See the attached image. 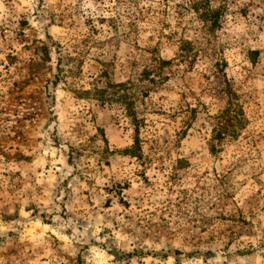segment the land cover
Returning a JSON list of instances; mask_svg holds the SVG:
<instances>
[{"label":"rangeland","instance_id":"374dc122","mask_svg":"<svg viewBox=\"0 0 264 264\" xmlns=\"http://www.w3.org/2000/svg\"><path fill=\"white\" fill-rule=\"evenodd\" d=\"M190 1L0 0V264H264V0Z\"/></svg>","mask_w":264,"mask_h":264},{"label":"trees","instance_id":"16d2710c","mask_svg":"<svg viewBox=\"0 0 264 264\" xmlns=\"http://www.w3.org/2000/svg\"><path fill=\"white\" fill-rule=\"evenodd\" d=\"M211 1L212 0H191L188 6V9L193 12L197 19L205 26L208 34L212 33L218 25L221 9L220 7H212L210 4ZM178 48L179 57L182 60H185V58L188 57L191 58L190 62L195 61L198 51L193 52L194 49L192 48L191 43L186 40H181ZM110 87H117L121 89V87L125 88L126 86L125 84H117L111 85ZM220 93L225 99V107L218 115L213 116L214 127L210 139V147L213 152L217 146L222 147L223 142L236 140L240 131L246 124V119L241 110V106L238 104V96L231 89L227 80L222 81ZM100 94V101L102 104L112 101V97L106 96L104 98V96H102L103 92ZM133 97L134 96L124 92L122 95L115 98V102L119 103L123 107L126 116L132 123L134 131L133 145L129 149L125 150L124 153L129 157L141 158L142 153L139 140L140 120H138L137 112L134 108L135 103Z\"/></svg>","mask_w":264,"mask_h":264}]
</instances>
